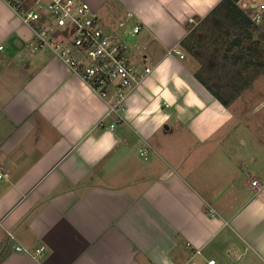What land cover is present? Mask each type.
<instances>
[{
	"label": "crops",
	"instance_id": "1",
	"mask_svg": "<svg viewBox=\"0 0 264 264\" xmlns=\"http://www.w3.org/2000/svg\"><path fill=\"white\" fill-rule=\"evenodd\" d=\"M84 1L152 71L108 115L0 0V264H264V97L246 138L230 105L264 94V17L246 31L227 0Z\"/></svg>",
	"mask_w": 264,
	"mask_h": 264
},
{
	"label": "built area",
	"instance_id": "2",
	"mask_svg": "<svg viewBox=\"0 0 264 264\" xmlns=\"http://www.w3.org/2000/svg\"><path fill=\"white\" fill-rule=\"evenodd\" d=\"M5 1L32 27L33 52L43 46L50 48L94 90L112 99L108 115L119 114L127 93L152 71L151 66L142 67L133 61L134 50L104 30L93 8L84 0ZM252 2L236 1L252 23L263 29L264 1L254 7ZM139 28L136 26L134 31ZM175 52L184 57L180 50L175 49ZM150 148L148 145L140 147V155L147 158ZM9 175L8 170L0 169V181ZM253 185H259V181L253 180ZM7 235L8 239L16 240L12 232ZM14 249L26 251L19 243ZM44 249L45 246L39 247L37 253L41 254ZM215 263V259L208 262Z\"/></svg>",
	"mask_w": 264,
	"mask_h": 264
},
{
	"label": "rangeland",
	"instance_id": "3",
	"mask_svg": "<svg viewBox=\"0 0 264 264\" xmlns=\"http://www.w3.org/2000/svg\"><path fill=\"white\" fill-rule=\"evenodd\" d=\"M257 1H258V3H262L264 0H257ZM257 28H258V30L260 29L259 27H257ZM260 31H261V29H260ZM249 67L253 68V66H249ZM231 70H233V71H231ZM231 70H230V73L231 74L233 73V75H234L233 78H235L234 79V81H235L237 79V77L235 76L236 69L231 68ZM257 70L258 69H255V68L254 69H250V70H246L245 73L241 74V77L243 78V74H245L244 77L247 80L248 76L249 77L250 76L253 77V74H257L258 73ZM214 80H216V79H214ZM214 80L211 79L210 82H211V84L214 87H216L217 85L214 84ZM221 90H222V93H223L224 89H221ZM262 90H264V87L262 88ZM263 97H264V94L262 96H258V97L251 96L250 95V90H246L244 93H242L238 97H236L233 100H231L230 105H231L232 109H234L236 111L238 116H241V120H240L241 124L238 127H236V131L234 132V134H235L234 136H236L238 139H240L241 137L242 138H244V137L246 138V134L251 129L250 127L247 128L248 127V123L246 121V113H248L249 111H252L254 109L255 105H258V103L263 99ZM261 111L264 114V106L263 105H261L260 112ZM250 123L253 124L254 121H252ZM236 137L234 138L235 142L238 141ZM239 147H241V146L239 145ZM241 148H243V147H241Z\"/></svg>",
	"mask_w": 264,
	"mask_h": 264
},
{
	"label": "trees",
	"instance_id": "4",
	"mask_svg": "<svg viewBox=\"0 0 264 264\" xmlns=\"http://www.w3.org/2000/svg\"><path fill=\"white\" fill-rule=\"evenodd\" d=\"M226 1V0H225ZM227 1H229L230 3H231V6H232V9L234 10H236L237 12H239L241 15H243L244 17H245V20L243 19V23H245L244 24V26H246V31L247 30H249L250 29V27H252V21H250V19L248 18V16L246 15H244L243 14V11H242V9L241 8H239V6H237L235 3H236V1L237 0H227ZM245 21V22H244ZM206 85H208V87L211 89V86L207 83V82H205V81H203Z\"/></svg>",
	"mask_w": 264,
	"mask_h": 264
}]
</instances>
